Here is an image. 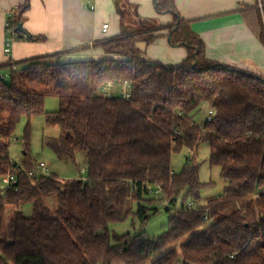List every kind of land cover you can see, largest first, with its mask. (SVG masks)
<instances>
[{
	"label": "trees",
	"instance_id": "1",
	"mask_svg": "<svg viewBox=\"0 0 264 264\" xmlns=\"http://www.w3.org/2000/svg\"><path fill=\"white\" fill-rule=\"evenodd\" d=\"M120 3L121 33L95 43L118 60L61 62L56 54L20 62L18 71L16 64L0 66V72L10 69L0 73V182L9 174L18 180L0 196V264H264V77L209 60L176 0H154L158 13L173 16L171 25L142 23L138 30L127 27ZM29 9L24 0L16 17L19 39ZM164 30L172 46L188 51L180 66L151 63L139 48ZM110 81L130 82L131 98L101 94ZM49 97L58 98V112H45ZM203 107L214 116L199 125ZM39 115L62 129L47 141L60 159L76 161L84 152L86 181L30 177L37 164L27 153L29 139L23 166L11 159L18 123ZM204 142L210 165L228 185L223 197L190 211L205 188L200 166L189 159L176 173L172 159L184 149L195 157ZM180 198L179 209H166L170 230L163 236L111 233V224L133 213L129 201L137 202L133 214L145 225L159 212L155 201L173 206ZM29 202L32 216L22 211ZM206 215L209 225L200 230Z\"/></svg>",
	"mask_w": 264,
	"mask_h": 264
},
{
	"label": "crops",
	"instance_id": "2",
	"mask_svg": "<svg viewBox=\"0 0 264 264\" xmlns=\"http://www.w3.org/2000/svg\"><path fill=\"white\" fill-rule=\"evenodd\" d=\"M119 0H30L22 15L23 35L43 40H17L6 53L7 13L20 8L24 0H0V66L16 64L35 57L60 54L61 62L118 60L96 42L121 33ZM127 14V27L138 30L142 23L151 27L168 26L170 14H160L154 0H121ZM179 16L205 44L209 60L231 65L264 77V6L261 0H176ZM94 7V9H92ZM108 25V28H104ZM155 43H140L144 58L167 67L180 66L188 57L184 47L171 45L168 30ZM56 58V60L58 59ZM3 74H9L6 69ZM120 94L119 86L113 89Z\"/></svg>",
	"mask_w": 264,
	"mask_h": 264
},
{
	"label": "rangeland",
	"instance_id": "3",
	"mask_svg": "<svg viewBox=\"0 0 264 264\" xmlns=\"http://www.w3.org/2000/svg\"><path fill=\"white\" fill-rule=\"evenodd\" d=\"M49 62L55 63L56 57H52ZM18 70H21L24 65L18 64ZM60 110V102L56 97H49L45 101V112L55 113ZM209 107H203L198 117L196 118L199 125H204L208 114ZM62 135V129L59 125L48 121L46 115L34 116L31 119L23 117L17 125L15 131V137L10 147L11 159L18 165L23 166V160L25 157L26 142L29 139L28 152L29 157L36 164L42 162L48 164L50 172L57 175L62 181L70 180H84L88 179V167L86 165L84 152H79L76 157V161H67L60 159L56 153L47 145L49 139H57ZM210 157V145L207 142L201 143L196 156L193 153L184 149L182 152L173 155L172 167L173 171L180 173L187 161L190 159L193 163L200 166V180L205 184V188L201 191L200 201L195 204V208L199 206H206L211 200L219 199L224 196L226 186L228 182L222 179L220 174V169L218 167H212L209 162ZM34 169V168H33ZM32 170V169H31ZM49 205L54 208L56 202L52 198L48 201ZM158 203V202H157ZM156 201L153 203V208L159 210L156 215H151L148 222L143 225L139 218L134 216L138 209L137 202L129 201L128 209L132 210L127 219L119 223H113L110 225V230L113 235L123 236L128 233L135 234L139 232H144L151 238H158L168 233L170 230L169 220L170 214L166 211L167 207L171 208L173 211L180 208L182 204V199H178L175 205H161L157 204ZM199 204V205H198ZM147 207H152L148 203H144ZM13 207H8L7 215H11L13 212ZM22 211L26 216H32L33 214V203H26ZM206 224L204 227L208 226ZM190 237V236H189ZM187 237L186 239H188ZM180 244L176 247L179 248ZM155 256L154 258H156ZM153 258V259H154Z\"/></svg>",
	"mask_w": 264,
	"mask_h": 264
},
{
	"label": "built area",
	"instance_id": "4",
	"mask_svg": "<svg viewBox=\"0 0 264 264\" xmlns=\"http://www.w3.org/2000/svg\"><path fill=\"white\" fill-rule=\"evenodd\" d=\"M94 9V7H92ZM16 17H17V11L11 10L7 13V23H6V30L8 32L7 37V48L6 53L8 55L11 54V46L14 44L17 40H23V41H29V37L26 35H22L19 39L18 35L15 33V28L17 26L16 24ZM104 28H108V25H105ZM117 86L116 82L110 81L107 82V84L102 88V93L104 96L112 98L115 97V93L113 89ZM120 97L122 99L128 100L131 98V84L128 81H124L120 84ZM214 116V109L209 110V114L207 117L208 121H211ZM50 169L48 167V164L42 162L40 164H37V166L32 169L29 172L30 177H41V176H47L49 175ZM17 176L16 175H6L1 178L0 182V196H5L8 191L13 189V187L17 184ZM155 195H159V192H155ZM161 205H167V203H162ZM188 210H195V204L193 202H190L187 207ZM205 221L210 222V218L208 215L205 216ZM178 264H181L178 262Z\"/></svg>",
	"mask_w": 264,
	"mask_h": 264
},
{
	"label": "water",
	"instance_id": "5",
	"mask_svg": "<svg viewBox=\"0 0 264 264\" xmlns=\"http://www.w3.org/2000/svg\"><path fill=\"white\" fill-rule=\"evenodd\" d=\"M171 38H169V41H170Z\"/></svg>",
	"mask_w": 264,
	"mask_h": 264
}]
</instances>
